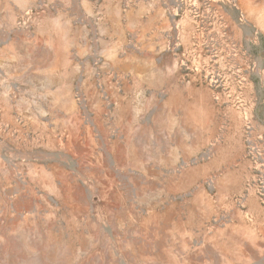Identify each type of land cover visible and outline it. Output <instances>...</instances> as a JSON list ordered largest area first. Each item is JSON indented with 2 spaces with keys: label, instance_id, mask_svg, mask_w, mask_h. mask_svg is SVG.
<instances>
[{
  "label": "rangeland",
  "instance_id": "obj_1",
  "mask_svg": "<svg viewBox=\"0 0 264 264\" xmlns=\"http://www.w3.org/2000/svg\"><path fill=\"white\" fill-rule=\"evenodd\" d=\"M0 264H264V0H0Z\"/></svg>",
  "mask_w": 264,
  "mask_h": 264
}]
</instances>
